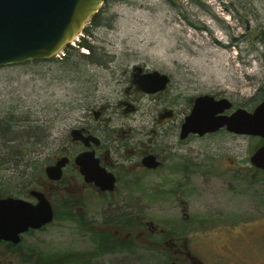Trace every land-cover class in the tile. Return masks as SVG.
Returning a JSON list of instances; mask_svg holds the SVG:
<instances>
[{"label": "rangeland", "instance_id": "374dc122", "mask_svg": "<svg viewBox=\"0 0 264 264\" xmlns=\"http://www.w3.org/2000/svg\"><path fill=\"white\" fill-rule=\"evenodd\" d=\"M84 29L57 57L0 67V189L13 196L33 201L23 191L42 180L44 167L63 150H79L69 132L97 124L90 108H105V131L130 126L137 138L153 126L162 100L139 98L134 116L117 108L135 65L169 76L178 119L200 94L249 111L264 98V0H107ZM260 140L225 129L194 136L163 154L182 171L121 181L106 196L69 166L67 188L49 198L69 197L74 218L22 235L24 255L7 252L2 264H167L168 247L142 230L146 221L182 234L202 264H264V174L235 176ZM102 232L122 236L120 243L131 235L132 249L92 254V237Z\"/></svg>", "mask_w": 264, "mask_h": 264}, {"label": "water", "instance_id": "95a60500", "mask_svg": "<svg viewBox=\"0 0 264 264\" xmlns=\"http://www.w3.org/2000/svg\"><path fill=\"white\" fill-rule=\"evenodd\" d=\"M105 1L0 0V67L57 57L81 36ZM133 70L140 72L142 67L135 65ZM168 81L167 74L152 70L140 75L136 83L142 91L155 93L165 88ZM232 107L227 98L197 95L181 124L180 138L185 139L189 134L202 136L224 128L229 133L264 140V98L251 111ZM69 134L73 141H80L86 147L99 143L97 136L85 135L79 128H72ZM68 160L67 156H61L47 164L46 178L52 182L60 180ZM249 161L264 171V143L251 153ZM142 163L148 168L160 164L154 155H147ZM74 164L84 182L93 183L101 191L114 190L115 176L100 166L93 150L78 153ZM28 195L34 201L13 195L0 197V240L17 244L27 230H38L53 221L54 211L48 195L35 188Z\"/></svg>", "mask_w": 264, "mask_h": 264}, {"label": "flooded vegetation", "instance_id": "af4514ba", "mask_svg": "<svg viewBox=\"0 0 264 264\" xmlns=\"http://www.w3.org/2000/svg\"><path fill=\"white\" fill-rule=\"evenodd\" d=\"M82 44V46L87 45V43L85 42H83ZM149 71L152 70H147L142 67V70L138 72L134 71L132 68L128 75L130 84L125 89V91L127 92V98L119 100L117 108L122 115L134 116L136 113H138L139 110V104L137 103L139 98H158L162 100L163 103L160 104L159 107H157V109L155 110V115L153 117V126L149 130H147L145 129L147 127L143 125L145 131H141V135L137 138H133L134 129H132L130 126H127L126 130L122 129L121 127L117 129H113L114 127H112V130L110 129L108 131H105V129L100 127L101 125L109 124V117L105 116V108L101 106H98L97 108H90L88 110V114H90V116H92L96 120L97 124L84 122L83 125H78L73 128L82 129L85 135L92 134L97 136L99 138V143L97 145L90 143V145L86 147L80 141H73L69 134L70 142L78 145L79 150H63L55 156L51 163H54L61 156H67L69 159L68 163L63 168L62 177L60 180L52 182L45 178L44 181L46 182V184H44L42 188L47 187L49 190V194L60 192L62 189L67 188V184H69V182L67 180V174L65 173L66 168L69 166H72L76 169L79 174L78 176H80L82 181L84 182L82 175L79 173L78 167L74 164V157L84 150H93L94 156L98 158L100 166L103 167L107 172L113 173V175L115 176L116 184L113 191H101L93 183L84 182V186L89 185L90 187L95 189L101 196L112 195L115 192L117 184L121 181H128L136 184L139 181H142L147 173L159 171L164 168L167 169L169 167V165L167 164L168 153L167 156H163V154L165 152H168V150L174 151L180 149L185 144L184 141L194 136H199L196 134H189L185 139H181L179 136L181 124L184 120V117L189 113L195 97L192 100L188 113L185 115L182 114V116L178 119L176 112L177 102L176 100H174L175 98L168 93V91H170V78L165 88L155 93H146L142 91L139 85L136 83L140 75ZM214 97L216 99L225 98L216 96ZM232 109H235L234 106L232 107ZM230 111H225V113H230ZM104 117L107 119L105 120ZM205 135L207 134H204L202 136ZM147 155H154L160 162V164L156 168H148L143 165L142 160ZM229 163V167L236 170V167L234 168V165H232V161H230ZM169 168H171L170 170L172 173H176L182 171L184 169V165L181 166L180 164H176L174 166H170ZM238 169L239 173L238 175L235 174V176H239L243 181H247V169H252L256 172L264 174L263 170L256 168L251 164L249 167H247V165H243ZM50 201L55 214L56 207L54 205V202L52 200ZM70 208L72 209V207ZM185 217L186 219L188 218L187 215ZM144 227L148 229L151 236L158 237L159 243L167 245L168 250L165 251L167 264H202V262L188 250L187 240L182 237V234L173 233L172 231L166 230L163 227L154 225L151 221L144 222L142 224V230L145 229ZM42 228H44V226ZM32 231H35V229H29L25 233L21 234L20 242L17 244H13L12 242L7 240H0V264H2L1 255L7 254V252L14 251L17 252V254H19L20 256L24 255L18 250L23 241L22 235L30 233ZM140 233L142 234L143 231H141ZM131 240V235H126L124 236V241L122 242L131 244Z\"/></svg>", "mask_w": 264, "mask_h": 264}, {"label": "trees", "instance_id": "16d2710c", "mask_svg": "<svg viewBox=\"0 0 264 264\" xmlns=\"http://www.w3.org/2000/svg\"><path fill=\"white\" fill-rule=\"evenodd\" d=\"M86 46L89 47V45H86ZM86 57H88V56H86ZM260 141L261 142H260L259 145H261V144L264 143V140L261 139ZM42 176H41L42 177V180L39 181V182H37V185L32 186L31 188H29L26 191L24 190L23 191L24 192L23 194L28 195L29 190L32 189V188H35V189L42 190L47 195H49L48 188L47 187L46 188H42L44 186V184H46V182L44 181V179L46 177L43 174H42ZM19 194H22V193L20 192ZM6 195H12V194L9 193L8 191H3L2 189H0V197L6 196ZM64 200L65 201H62V200H58V201L53 200L54 204L55 205L58 204L59 205V208H60V211H57V210L55 211L54 218H60V219H66L67 218V219H72V218H74V214L72 213V209L70 208V207H72L71 204H70V202H71L70 201V198L66 196ZM119 222L121 224H124L127 229H130L133 226L132 224H128L129 222H128L127 218H121ZM119 238H122V236H120V235H117V236L116 235H112L109 232H102L100 234H95L92 237V240L95 243V248L93 249L92 254H96V255L97 254H101V252H102L101 248L106 247L108 245H111L110 252H114V251H119L120 252V251H123V250L130 251L132 249L133 245L124 243L122 241L120 243V242H118L119 241ZM100 250H101V252H100ZM105 251L106 250H104V252Z\"/></svg>", "mask_w": 264, "mask_h": 264}, {"label": "built area", "instance_id": "2783aa9c", "mask_svg": "<svg viewBox=\"0 0 264 264\" xmlns=\"http://www.w3.org/2000/svg\"><path fill=\"white\" fill-rule=\"evenodd\" d=\"M72 44H74V42H72Z\"/></svg>", "mask_w": 264, "mask_h": 264}]
</instances>
